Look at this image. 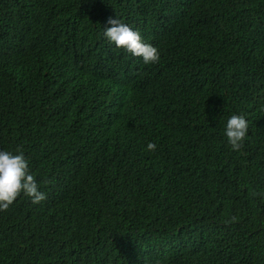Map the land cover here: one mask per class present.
Returning <instances> with one entry per match:
<instances>
[{"label": "trees", "instance_id": "1", "mask_svg": "<svg viewBox=\"0 0 264 264\" xmlns=\"http://www.w3.org/2000/svg\"><path fill=\"white\" fill-rule=\"evenodd\" d=\"M121 2L0 0V55L21 60L0 64V264H264V0L171 22L126 13L162 60L198 43L184 46L194 77L182 76L166 105L161 92L149 97L151 123L116 142L100 124L117 100H90L114 77L126 114L144 86L127 59L98 54L100 21ZM72 92L85 108L68 118ZM234 126L241 137L226 136ZM59 136L43 162L44 141ZM14 151L30 168L9 167ZM36 178L43 207L27 201Z\"/></svg>", "mask_w": 264, "mask_h": 264}, {"label": "clouds", "instance_id": "2", "mask_svg": "<svg viewBox=\"0 0 264 264\" xmlns=\"http://www.w3.org/2000/svg\"><path fill=\"white\" fill-rule=\"evenodd\" d=\"M237 0H122L118 10V15H113L109 21H100L99 35L103 41V50L97 52L100 57L105 59L113 57H123L132 64L130 80H139L144 86L141 88L137 101L128 113L123 114L125 106V89L121 85V80L110 77L109 81L105 80L101 83V90L98 94L91 96V102L96 106L107 100L108 97L117 100L116 108L101 121V128L110 131L113 140L120 142L121 138L126 134L136 133L145 129L152 121L144 113L143 109L147 107V99L155 96L157 92H161L164 97L165 105L169 97L174 93L175 88L179 85L182 76L193 78L195 69L192 61L191 52L184 47H194L198 43L197 38L187 39L185 49L182 55H173L168 59L162 60L157 45L154 51L145 48L144 33L142 29L133 23V20L125 16H140L142 12L146 13L147 18L160 22L177 21L179 12L190 14H200L210 9L225 7L228 4L234 5ZM19 7V6H13ZM41 23L45 26L54 25V17H50L46 11L41 13ZM18 23V19L16 20ZM7 38L9 34H6ZM6 46H9L6 44ZM160 57V58H159ZM9 59L8 68H13L20 64L21 60L13 55H0V64L2 61ZM193 63V61H192ZM74 106L66 112L68 118L77 115L85 108V100L78 94L72 92ZM73 116V117H74ZM71 130V129H69ZM85 132L93 134L94 130L87 129ZM264 134V129L261 130ZM243 135L241 128H227V137L238 138ZM101 139V137H99ZM60 149V136L57 139L49 138L45 140L42 146V160H45L57 153ZM109 154L121 157V153L107 150ZM11 154V155H10ZM8 154L13 158V163L9 167L15 170H25L30 168V162L26 154L23 152H10ZM14 155V156H12ZM15 160V161H14ZM42 181L36 178L30 185L27 201L35 206L43 207L48 202L46 191L41 185ZM67 253L71 258L80 259V254L76 247H66ZM79 254V255H78ZM141 263L162 264L158 259L151 257H143ZM158 261V262H157ZM140 263V264H141Z\"/></svg>", "mask_w": 264, "mask_h": 264}]
</instances>
